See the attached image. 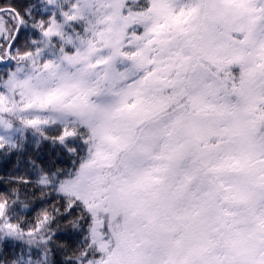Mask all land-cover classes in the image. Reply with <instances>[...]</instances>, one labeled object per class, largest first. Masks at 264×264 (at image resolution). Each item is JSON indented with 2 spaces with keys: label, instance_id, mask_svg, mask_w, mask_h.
Listing matches in <instances>:
<instances>
[{
  "label": "snow or ice",
  "instance_id": "6c2138e0",
  "mask_svg": "<svg viewBox=\"0 0 264 264\" xmlns=\"http://www.w3.org/2000/svg\"><path fill=\"white\" fill-rule=\"evenodd\" d=\"M0 264H264V0H0Z\"/></svg>",
  "mask_w": 264,
  "mask_h": 264
}]
</instances>
